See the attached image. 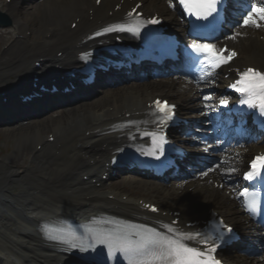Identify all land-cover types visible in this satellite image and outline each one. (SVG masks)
Returning a JSON list of instances; mask_svg holds the SVG:
<instances>
[{
    "label": "bare ground",
    "instance_id": "bare-ground-1",
    "mask_svg": "<svg viewBox=\"0 0 264 264\" xmlns=\"http://www.w3.org/2000/svg\"><path fill=\"white\" fill-rule=\"evenodd\" d=\"M94 1L43 0L40 4V16L34 23L27 17L28 13L19 15L21 10L18 9L14 0L10 4L3 5L15 24L14 31L10 32V36L6 39L8 46L0 55V61H3L0 66L9 68L6 73H13L19 82L28 79V73L38 71H47L48 74L61 78L64 70L77 62V54L83 49L82 46L85 45L84 40L87 35L93 29L122 15V12H115L112 17L107 14L116 3H119V0H102L100 6H97ZM261 1L257 0L258 3ZM129 5L130 2L124 0L122 9ZM158 6L159 0H155L145 5V9L156 10L159 8ZM257 20L259 19L257 18ZM73 21H77L76 28L70 26ZM259 21L263 22L262 27L244 26L239 35H233L235 38H231L232 42L230 43L232 47L238 46L241 38L236 39V37H243L247 49L242 48V45L238 46L241 54L237 62L241 65L251 62L264 69V41L258 39L259 35H264V20ZM29 24L38 35L36 41L23 35V32L29 29L27 28ZM0 39L3 40L2 35H0ZM61 50L63 54L58 57L57 54ZM27 55L32 58H41L42 66L36 69L34 65L26 62L24 59ZM20 58L21 61H19ZM208 78L213 80L217 77L213 73ZM165 80H161L155 85L148 83L136 88L112 90L106 94L103 105H85L78 110L65 112L62 117L51 118L40 125L20 127L10 133V137L15 142V151L0 157L2 158L0 159V264H58L59 261H63L65 256L47 245L49 243L43 239L37 227L41 222L56 217H78L80 214L88 216L91 212L89 208L88 210L82 209V206L88 201L94 204L90 207L92 211L110 210L115 212L117 210L119 211L117 213L128 215L125 209H131L133 205L122 209L116 202H106L107 200L103 199L107 194L104 191L105 188L90 187L89 181L84 180L77 171H84L86 174L83 175L86 176L100 170L105 171V162L108 161L110 147L115 145L116 139L120 135L119 132L114 133L112 129L117 121L124 118H119V114L131 111L132 107L141 110V104L149 101V98L153 97L152 94L166 92L164 86L171 87L170 89L175 94H179L174 90L177 84L179 85L178 81L170 79L166 82ZM181 86H184L186 91L182 94V99L188 96L186 93L190 90L199 89L193 83L192 85L182 83L179 87ZM59 97L60 95L52 96L56 99ZM204 97L203 95V101L197 107L206 110L205 106L208 107L211 100H205ZM2 110L7 112L8 106L3 107ZM19 114H23V112L16 115ZM45 131L54 132L56 138L53 143H48L45 140L43 137ZM88 131H90L89 134H87ZM34 144L42 145V150L40 152L34 150L32 148ZM251 147L255 150L258 149L256 146ZM249 154L250 152L244 150L236 153L230 160V167L235 164L232 160L236 162L239 158L246 159ZM31 155L38 161L37 168H32V171L27 166V157ZM38 159L42 161L40 162ZM91 159H94V165L89 164ZM42 162L47 164L50 170L43 169ZM239 165H241L240 162L237 163V166ZM235 171L237 176L239 169H235ZM217 173L212 178L224 179L223 172L218 171ZM61 177L66 178L62 180ZM97 178L103 182L102 178L99 176ZM196 184L199 187L189 191L187 193L189 197H186L187 200L184 201L187 204L192 203L193 207L185 210L183 216L202 214L203 209L206 211L209 204H219L221 198L232 203L230 207L229 203L219 204L222 211L227 213L232 209L233 213L240 214L239 201L233 198L231 192L221 194L211 183H206L204 180H200ZM145 189L156 192L151 188ZM110 192L114 191L110 190ZM183 192L186 193L187 190L183 189L179 193ZM115 193L119 198L120 195ZM171 194L169 192L168 196L175 199L177 192L175 195ZM198 199L202 202L198 203ZM234 221L240 224L239 226H242L246 233L252 227L249 223L242 222L241 218H235Z\"/></svg>",
    "mask_w": 264,
    "mask_h": 264
},
{
    "label": "snow or ice",
    "instance_id": "snow-or-ice-1",
    "mask_svg": "<svg viewBox=\"0 0 264 264\" xmlns=\"http://www.w3.org/2000/svg\"><path fill=\"white\" fill-rule=\"evenodd\" d=\"M180 3L190 12L194 13L199 19L207 20L214 13L218 12V5L221 0H180ZM264 20V6L253 4L251 10L244 16L243 26L255 25L259 27L257 21ZM157 20H152L151 23H158ZM114 30L123 31L124 26H114L105 28V32ZM128 31L138 32L137 27H128ZM100 35V33H97ZM233 39L235 36L232 37ZM193 53L197 54L194 59L199 62V56L204 55L205 60L202 62V71L205 73L197 79V83L205 81L211 75L208 69L219 68L222 64L228 63L236 53L228 52L226 48H221L217 51L215 45H209L200 41H193L188 46ZM225 53H227L225 55ZM236 92L241 93L244 97L240 100V104L247 105L250 109H258L259 113L264 116V73L256 71L252 68L241 73V78L236 83L232 84ZM205 100L211 99L210 96H205ZM220 105L227 106L228 100L221 99ZM156 110L162 115L161 124H165L174 116L175 105H169L166 101L157 99L154 101ZM155 140V137H154ZM164 138L161 136L156 147L159 148L160 154H163ZM149 155H155V152H150ZM158 158V157H157ZM223 163V162H222ZM219 167V165H217ZM214 170V169H213ZM225 175H231L235 172L234 168L223 170ZM264 155L255 157L250 166V170L244 173V179L248 181H260L264 183ZM207 175V172L204 173ZM238 198L244 199L245 209L253 215H259L262 212V201L258 193L249 188H244L238 193ZM152 211H157L154 206ZM223 224V221L220 222ZM168 232L172 235L157 232L155 229L139 227L133 224L117 223L111 228H98L88 226L85 228V234L92 241L88 243L87 248H94L96 244L106 245L108 255L112 256L116 252H121L130 257L129 264H221L216 260L215 253L217 244L213 241L211 231L208 233H181L171 226H166ZM227 227V226H225ZM46 236L51 240L62 241L67 243L71 248L80 247L81 250H86L81 247L84 237L77 234L76 231L64 228L45 227L43 229ZM231 231L230 228H227ZM196 240L198 243L210 245L206 250L202 251L196 247H190L185 241ZM81 242V243H78Z\"/></svg>",
    "mask_w": 264,
    "mask_h": 264
},
{
    "label": "rangeland",
    "instance_id": "rangeland-1",
    "mask_svg": "<svg viewBox=\"0 0 264 264\" xmlns=\"http://www.w3.org/2000/svg\"><path fill=\"white\" fill-rule=\"evenodd\" d=\"M32 34V33H31ZM35 37V35L34 34H32L31 35V37ZM5 40H4V42L2 41V42H0V54L1 53H3L4 51H3V47H4V45H5ZM27 61H31V59L30 58H28L27 57ZM3 73H2V71L0 70V76L2 75ZM10 76H12V75H10ZM13 150H15L14 149V142H13V140L11 139V138H8V133H3V132H0V154H9V152H12ZM35 165V163L34 162H32V164H30V167L32 168L33 166ZM119 186L120 185H122V184H124V183H121V182H116ZM126 183V182H125ZM136 183V182H135ZM123 186H125V185H123ZM126 186H128V188L131 190H134V189H136V188H140V187H138L137 186V184H136V186L134 185V183H126Z\"/></svg>",
    "mask_w": 264,
    "mask_h": 264
}]
</instances>
